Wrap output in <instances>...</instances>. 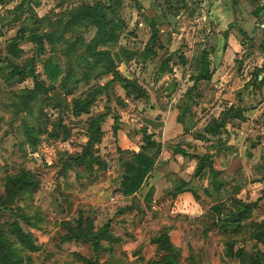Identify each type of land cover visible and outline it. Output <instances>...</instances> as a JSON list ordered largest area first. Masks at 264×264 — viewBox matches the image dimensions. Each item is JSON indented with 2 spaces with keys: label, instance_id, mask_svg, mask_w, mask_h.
I'll use <instances>...</instances> for the list:
<instances>
[{
  "label": "rangeland",
  "instance_id": "obj_1",
  "mask_svg": "<svg viewBox=\"0 0 264 264\" xmlns=\"http://www.w3.org/2000/svg\"><path fill=\"white\" fill-rule=\"evenodd\" d=\"M97 1L109 5L117 0H13L0 5L1 56L5 57L6 47L17 33L26 31L28 41L20 45L24 53L13 61L22 66L33 60L37 80L45 90L51 86L44 76L43 64L47 59L53 60L65 75L70 76L64 84H57L54 90L39 92L30 103V108L21 111L14 102L20 106L23 95L18 93L33 90V79L28 78L19 83L17 80L8 82L0 76V193L4 191L5 179L21 171L33 174L38 182L33 194L29 193L15 202L14 215L8 212L0 214L2 223H19L26 232L33 234L39 245L36 253L23 252L19 264H84L79 257L91 258V246L82 241H67L68 232L64 225L68 222H75L76 225L81 215L84 219L93 221L96 229L111 224L110 233L120 239L112 254H101V262L164 264L163 255L156 252L150 261L140 257L138 238L135 236L147 224L142 218V213L145 212L136 200L124 201L119 198L121 196L117 188L120 184V167L115 158L109 155L114 152L113 128L116 126L118 131L121 129L141 141V128L153 131L152 126H146L145 120V116H149L150 105L158 108L155 116L164 109L177 107L181 118L197 112L200 125L196 135L208 140L207 136L216 137L225 130L218 135L205 131L212 121L205 127L204 120L209 112L214 107L216 109L220 100L224 108L230 102L242 100L236 92L231 93L228 99L217 100L218 89L214 84L202 81L195 85L194 82L199 74L197 64L204 51L210 53V71L213 77L217 42L220 38L223 41L225 35L218 33L219 30L209 19L212 8L210 1L158 0L159 5L149 4L143 8L139 0H122V5L117 6V16L123 23L118 45L111 51L116 53L122 48L128 51V55L123 56V61L117 65V71L125 79L137 80L139 87L147 94L138 100H135L136 95L126 97L123 87L105 73L104 64L96 65L93 59L85 58L86 47L97 33L94 27L65 31L62 26L67 22L68 14L78 6ZM232 29L231 26L228 32ZM154 30L157 31L161 47L154 45L156 55L143 60L142 56L155 34ZM43 35L49 37L43 39L44 53L38 55L36 45L29 38ZM128 56H133V60L129 61ZM163 63L173 70L172 74L164 68V72L161 70ZM226 78V82L221 79L219 83L230 88L239 85L234 76L229 80ZM107 84V89L96 94L89 115L74 116V99L85 100L94 96L95 90H102ZM247 86L242 89L245 93L249 90ZM192 88L193 91L187 96ZM262 90L263 88L254 97L258 103L264 101ZM230 108L234 110L231 118L226 113ZM230 108L220 117L227 115L231 122L239 116L234 107ZM101 114H106L107 117L102 124L103 138L97 146V155L104 160L105 168L98 170L95 167L94 172H88L85 168L77 167L68 158L83 151L88 140L86 133L89 120ZM153 116L150 115L152 118ZM115 118H118L117 123ZM262 127L255 125L253 130L248 129L252 137V140H246L249 143L248 158L249 150H254L257 145V133L261 132ZM187 150L191 156L198 153L192 148L184 149L185 152ZM101 192L106 195L103 197ZM22 213L42 218L41 221L38 218L32 220L38 227L32 228L18 218L17 215ZM202 221L184 220L181 223L197 229L203 225ZM197 234H191L194 244L190 249L186 248L185 253L181 249L179 264H190L188 258L191 254L202 262L198 252L200 243H197L200 240L202 242V239ZM135 241V244L129 245ZM217 243L216 239L215 247L223 250ZM252 246L248 237H238L235 251L242 248L245 253L250 254L253 252ZM192 248H195L196 253H191ZM259 249L264 252L263 245H259ZM222 254L220 253L223 264H235Z\"/></svg>",
  "mask_w": 264,
  "mask_h": 264
},
{
  "label": "crops",
  "instance_id": "obj_2",
  "mask_svg": "<svg viewBox=\"0 0 264 264\" xmlns=\"http://www.w3.org/2000/svg\"><path fill=\"white\" fill-rule=\"evenodd\" d=\"M208 1L212 3L210 21L219 30L218 33L225 34L223 41L220 38L217 42V53L214 56L216 68L209 83L218 89L217 100L228 99L234 92L241 96V102H230L225 106L234 107L239 117L228 123L223 133L212 138L207 136L206 141L195 138L200 125L196 111L181 118L177 107H170L155 116L158 108L155 105L148 107L146 126L153 127V131L148 129L149 133L154 134V140L161 146L155 169L139 193L133 197H119L124 201L136 200L145 212L142 213V218L147 224L143 225V229L139 230L135 237L138 238L140 257L146 261H150L157 250L151 239L167 230L173 246L182 249L183 253L194 244L191 234L198 232L197 236L202 239V242H197L201 247L198 252L201 254L202 264H223L220 253H223L224 248L218 237L219 228H216L215 236L207 239L203 237L202 227L190 228L181 222L200 221L209 215L216 222H220L230 213H235V201L254 206L251 220L264 222V101L258 103L254 100L255 94L261 93V88L264 91V85H254L251 77L255 71H261L260 81L264 77V51L260 49L264 44V0H231L232 3L229 0ZM139 3L143 8L149 4L159 5L158 0H139ZM231 26L233 29L228 32ZM240 30L249 39L245 46V37ZM251 43L254 47L248 49ZM232 76L239 84L237 87L230 88L219 83V80L226 82L224 79L227 77L229 80ZM246 85L249 87L248 93L242 90ZM203 107L206 105L203 104ZM225 108L221 106L220 100L216 109L214 107L212 112L208 111L210 114L204 120L205 127L211 120L219 119L227 109ZM150 115H154L153 118ZM255 125L262 127V130L257 133L255 149L249 150V159V143H246V140H252L248 129L253 130ZM113 137L114 152L109 155L115 158L118 166L119 150L134 153L140 151L142 142L136 140V137L132 138L130 133L120 129ZM178 148H192L198 153L191 156L187 150L186 156H183L176 153ZM206 154L211 157L206 160V169L200 177L195 178L198 166V159L195 157H203ZM173 174L188 183L187 191L175 199L166 194L171 188L169 177ZM117 189H120V184ZM100 194H104L103 197L106 195L105 192ZM218 206L223 207L221 215L213 212V208ZM228 227L231 229V226ZM216 239L223 250L215 247ZM135 243L136 241L129 245ZM191 253H196L195 248H192ZM215 254L217 259L214 260Z\"/></svg>",
  "mask_w": 264,
  "mask_h": 264
},
{
  "label": "trees",
  "instance_id": "obj_3",
  "mask_svg": "<svg viewBox=\"0 0 264 264\" xmlns=\"http://www.w3.org/2000/svg\"><path fill=\"white\" fill-rule=\"evenodd\" d=\"M13 0H0V5L12 2ZM122 0H117L114 4L109 3L105 5L103 2L97 1L94 4H82L68 14V20L65 24H62L65 31L70 29H81L94 27L97 31L96 36L87 45L85 55L86 59H93L96 61V65H105V73L113 77V81H117L125 90L126 97H134L135 100L142 99L147 94L139 87L137 80H129L123 78L117 71V65L123 61V56L128 55V51L125 48L119 49V52H112L119 42L120 31L123 21L117 16L116 8L121 6ZM151 41L147 44L142 56L143 60H146L151 55H156L154 51V45L161 47L157 31ZM243 37V46L246 45V41H249L247 35L241 31ZM49 37V35L30 37V41L37 47L38 55L44 53L43 39ZM28 41L26 31L17 33V36L7 45L5 57L0 54V76L6 81H15L19 83L25 81L28 78H32L34 82L33 90H25L18 94H22L23 98L20 102V106L15 103V106L20 107V111L29 109L30 103L36 99L39 92L48 93L54 90L57 84H64L69 75H65L60 66L53 60L47 59L44 61V76L49 81L51 86L45 90L42 84L37 80V75L33 66V60L28 64L19 66L13 59L20 58L24 51L21 49V44ZM100 47H105V50H99ZM253 43L249 44L248 49L253 48ZM264 51V44L260 47ZM88 59V60H89ZM129 61L133 60V56H128ZM210 53L202 52L197 68L199 70L198 76L194 78L196 83L205 81L209 82L212 79V72L210 71ZM166 70L169 74L173 73V70L168 67L166 63H163L161 70ZM261 71H255L251 74L254 85H264V77L260 81ZM110 84V83H109ZM107 84L102 90H95L94 96H89L84 99H74V116L80 117L82 115L90 114V106L94 102L96 94H101L102 91L108 88ZM193 88L186 94L189 96ZM233 108H230L226 113L231 118L233 115ZM227 115H222L219 119L212 120L205 131L212 133V135H218L227 126V123L231 119H228ZM107 115L101 114L96 118L89 120L87 129V143L83 146V151L68 160L76 164L77 167L85 168L88 172H94L95 167L98 170L105 168L104 160L100 159L97 155V146L101 144L103 138L102 124L104 123ZM235 117V116H233ZM118 118H115L117 123ZM117 125V124H116ZM118 127L114 126L113 134H116ZM142 134V146L138 153L134 152H122L119 150V167H120V189L118 193L121 197H133L139 193L146 185L150 174L155 169V164L159 156L161 146L154 140V134L149 133L147 128H141ZM195 138L199 140H206L201 135H195ZM207 141V140H206ZM95 149V151H94ZM176 153H181L186 156V152L182 148H178ZM198 159V166L195 171L194 177H200L203 171L206 169V160L211 157L208 154L203 157H195ZM171 188L167 191V195L173 199L187 191L188 183L179 178L177 175H171L169 177ZM38 182L35 176L27 171H21L19 173L9 175L5 179L4 191L0 193V214L8 212L14 215L13 205L17 200L22 199L29 193H34L37 189ZM235 213H230L227 218L220 222H216L212 216H207L203 219L201 227L203 229V237L210 238L215 236L216 228L218 230V237L223 244L224 258L229 259L235 264H264V252L259 249V245L264 246V222H255L251 220V214L254 210V206L245 204L239 201L234 202ZM223 211L222 206L213 208V212L217 215H221ZM18 218H21L25 223L32 228H37V223H33L32 220L38 218V216L32 217L30 214H19ZM39 221L42 218H38ZM209 220V223H208ZM198 222V220H195ZM68 235L67 241H82L91 246L93 256L91 258H81L84 264H111L108 261L101 262V254H112L114 252L115 244H118L120 239L114 237L110 233L111 224H106L102 228L96 229L93 221L89 218L84 219L83 215L74 223L64 224ZM231 226V229L230 227ZM225 227L227 229H225ZM167 230H163L151 239V243L157 246L156 253L162 254L164 264H179L181 256V250L173 246L170 241ZM248 237L249 241L253 243V252L247 254L242 248L235 251L238 237ZM39 251V245L36 242L33 234L26 232L19 223L4 224L0 220V264H19L22 261L23 252L36 253ZM188 261L190 264H202L201 260H196L195 257L189 256Z\"/></svg>",
  "mask_w": 264,
  "mask_h": 264
},
{
  "label": "built area",
  "instance_id": "obj_4",
  "mask_svg": "<svg viewBox=\"0 0 264 264\" xmlns=\"http://www.w3.org/2000/svg\"><path fill=\"white\" fill-rule=\"evenodd\" d=\"M120 196V195H119ZM112 200H114V199H112Z\"/></svg>",
  "mask_w": 264,
  "mask_h": 264
}]
</instances>
